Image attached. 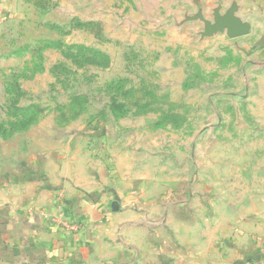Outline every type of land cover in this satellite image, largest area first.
Returning <instances> with one entry per match:
<instances>
[{
  "label": "rangeland",
  "instance_id": "1",
  "mask_svg": "<svg viewBox=\"0 0 264 264\" xmlns=\"http://www.w3.org/2000/svg\"><path fill=\"white\" fill-rule=\"evenodd\" d=\"M253 4L13 0L0 24L3 181L55 185L65 231H79L68 213L83 198L94 227L113 230L116 264H255L264 10Z\"/></svg>",
  "mask_w": 264,
  "mask_h": 264
},
{
  "label": "crops",
  "instance_id": "2",
  "mask_svg": "<svg viewBox=\"0 0 264 264\" xmlns=\"http://www.w3.org/2000/svg\"><path fill=\"white\" fill-rule=\"evenodd\" d=\"M252 2L264 10V0ZM12 4L13 0H0V24ZM260 18L257 24L264 25ZM260 40H264L263 36ZM57 191L45 180L23 176L19 181H3L0 174V264H116L113 230L100 227V223L94 227V219L82 206L83 198L77 197L79 202L68 213L69 221L79 226L78 232L65 231L58 225L61 219L53 220L61 210V194ZM105 237L107 241H103ZM256 253L259 256L255 264H264V251ZM225 262L247 264L240 260Z\"/></svg>",
  "mask_w": 264,
  "mask_h": 264
},
{
  "label": "water",
  "instance_id": "3",
  "mask_svg": "<svg viewBox=\"0 0 264 264\" xmlns=\"http://www.w3.org/2000/svg\"><path fill=\"white\" fill-rule=\"evenodd\" d=\"M242 33V29L240 27V23L236 21V27L234 28L233 32H232V36L236 37L238 35H240Z\"/></svg>",
  "mask_w": 264,
  "mask_h": 264
},
{
  "label": "built area",
  "instance_id": "4",
  "mask_svg": "<svg viewBox=\"0 0 264 264\" xmlns=\"http://www.w3.org/2000/svg\"><path fill=\"white\" fill-rule=\"evenodd\" d=\"M70 229L77 231V230H79V226L78 225L77 226H71Z\"/></svg>",
  "mask_w": 264,
  "mask_h": 264
},
{
  "label": "trees",
  "instance_id": "5",
  "mask_svg": "<svg viewBox=\"0 0 264 264\" xmlns=\"http://www.w3.org/2000/svg\"><path fill=\"white\" fill-rule=\"evenodd\" d=\"M0 131H2V128H0Z\"/></svg>",
  "mask_w": 264,
  "mask_h": 264
}]
</instances>
